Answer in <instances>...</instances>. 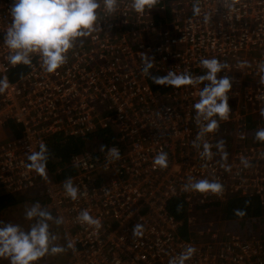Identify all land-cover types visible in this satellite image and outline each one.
I'll use <instances>...</instances> for the list:
<instances>
[{"label": "built area", "instance_id": "obj_1", "mask_svg": "<svg viewBox=\"0 0 264 264\" xmlns=\"http://www.w3.org/2000/svg\"><path fill=\"white\" fill-rule=\"evenodd\" d=\"M11 4L0 0V79L8 85L0 90V194L34 192L42 206L64 217L56 226L75 245L65 264H169L188 247L196 252L185 264H264V232L224 233L212 223L210 232L182 233L199 213L232 197L258 198L264 218V144H248L245 131L249 122L264 129V72L258 68L264 62V0H159L143 14L131 9V0H118L113 14L97 10L95 30L78 39L53 73L38 57L27 66L8 62L4 33ZM141 53L153 62L149 74ZM211 58L227 63L233 86L229 119L197 141L213 145L207 158L193 144L202 122L193 105L203 85L177 87L158 78L203 75L200 62ZM10 124L17 127L15 137L6 136ZM103 130L112 131L115 143L71 155L70 174L56 184L26 166L41 142ZM228 134L234 140L226 165L215 145ZM112 147L119 149L118 160L109 155ZM160 152L167 153V168L153 163ZM245 157L248 167L241 163ZM69 177L79 189L77 200L64 192ZM189 178L215 180L223 192L185 190ZM174 203L184 207L182 219L171 213ZM81 210L101 226L78 223Z\"/></svg>", "mask_w": 264, "mask_h": 264}, {"label": "clouds", "instance_id": "obj_2", "mask_svg": "<svg viewBox=\"0 0 264 264\" xmlns=\"http://www.w3.org/2000/svg\"><path fill=\"white\" fill-rule=\"evenodd\" d=\"M158 2L159 0H131L130 7L136 13L143 14L146 9H153ZM101 7L108 14H113L117 11L118 0H102V3L101 0H12L11 22L4 33V44L9 49L8 62L13 66L18 64L27 66L38 57L45 72H55L67 62V54L74 48L78 39L89 36L95 30L97 10ZM193 10L198 13L199 7L194 5ZM141 55L145 61V74H149L153 62L144 54ZM200 63L205 70L203 75L193 76L190 73L177 75L169 72L158 79L177 87L203 85L199 91V100L193 105L198 121L202 119L193 144L197 148L202 146L201 155L211 158L213 145L207 142L201 145L197 141L217 131L219 121L229 119L231 108L228 93L232 89L233 78L225 73L229 67L227 63L217 58L202 59ZM258 68L264 72V62L260 63ZM222 72L224 75L218 76ZM7 86L6 78L0 79V90ZM255 138L264 142V129L257 130ZM223 145V141H218L215 147L223 149ZM109 155L113 160H118L119 149L112 147L109 149ZM48 158V148L41 142L39 151H33L28 155L29 163L26 166L41 177L47 178ZM153 163L160 168H167V153H158ZM241 163L245 167L250 166L246 157L241 159ZM184 187L185 190L201 193L223 192L220 183L209 179L189 178V183ZM63 189L70 199L79 198V189L73 184L71 177L63 182ZM24 217L32 222L27 230L19 224L0 222V258L8 259L10 264H37L46 255L62 254L69 249L75 250V245L71 241L67 242L66 246L54 243L57 237L50 231V225H62L63 216H54L47 208L36 202L25 209ZM77 222L97 228L101 226L100 221L87 210L79 212ZM140 228L141 226L137 224L133 234H137ZM195 252L194 247H188L169 264H185Z\"/></svg>", "mask_w": 264, "mask_h": 264}, {"label": "trees", "instance_id": "obj_3", "mask_svg": "<svg viewBox=\"0 0 264 264\" xmlns=\"http://www.w3.org/2000/svg\"><path fill=\"white\" fill-rule=\"evenodd\" d=\"M18 73L17 71L14 72L11 75V79L17 77ZM157 88L158 86H154V89ZM158 89L160 90V88ZM5 131L7 137H15L18 134L17 127L13 124H10ZM114 138L111 130H103L93 132L85 138H55L47 142L46 146L49 155L46 165L47 172H56V176L59 178L67 177L71 172V168L69 169L67 166L71 155L80 154L85 150L92 152L98 148L105 149L107 146L115 143ZM58 171L60 172L58 173ZM17 200L18 195L0 194V212L11 210L16 205ZM170 210L178 219H182L185 215V209L179 203L172 204ZM208 213L213 218L211 224L214 223L215 225L220 220L227 224L230 222L239 225H250L252 223L264 224L262 205L256 197H232L222 204L211 205L207 208L206 212L199 213L198 218ZM194 226L189 228L186 225L183 226V235L188 238L195 237L196 235L192 233ZM54 229L57 233H60L57 227Z\"/></svg>", "mask_w": 264, "mask_h": 264}, {"label": "rangeland", "instance_id": "obj_4", "mask_svg": "<svg viewBox=\"0 0 264 264\" xmlns=\"http://www.w3.org/2000/svg\"><path fill=\"white\" fill-rule=\"evenodd\" d=\"M164 77V76H163ZM259 130L258 128H253L251 125V122H249L248 128L245 129L246 131V137L247 142L250 145H258V144H264L262 141L255 140V133ZM234 140L233 134H228L226 136H219L217 138L218 141H223V149H219V159L224 164H229V156L232 154L231 145ZM225 152L227 155L225 156ZM47 178L51 184H56L62 180V178H59L56 176V172H47ZM35 195L34 192H27L21 195H18V200L16 205L7 212H0V222L2 223H13V224H19L21 225L25 230H27L30 227L31 221H28L24 217V212L27 207H30L32 204L39 202L42 203ZM42 205V204H41ZM200 215V214H199ZM198 215V216H199ZM205 218V219H204ZM211 221H213V218L209 216V213L206 215H203L199 217L198 222L195 224L193 229V235H198L200 232L205 233L206 231L210 232V228L212 227ZM218 226L221 231L224 233H228V231L234 232V231H240L245 228L249 230L251 233L260 234L264 232V224L260 225L259 223H252L250 225H239L234 224L230 222L229 224L225 223L224 221L220 220L218 221ZM55 227H57L55 224L50 225V231L56 235L57 239L54 242L55 244L66 246V243L63 240V237L60 233H57L55 231ZM67 251L62 254L57 255H46L45 257L41 258L37 264H65L67 262L68 257L66 256ZM0 264H10V261L6 258H0Z\"/></svg>", "mask_w": 264, "mask_h": 264}]
</instances>
